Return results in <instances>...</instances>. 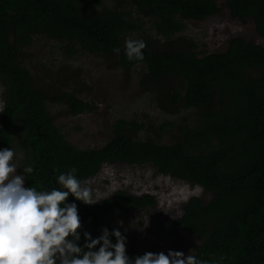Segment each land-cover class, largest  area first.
Here are the masks:
<instances>
[{
  "label": "trees",
  "instance_id": "obj_1",
  "mask_svg": "<svg viewBox=\"0 0 264 264\" xmlns=\"http://www.w3.org/2000/svg\"><path fill=\"white\" fill-rule=\"evenodd\" d=\"M220 1L264 40V0ZM220 10L217 0H0V149L16 153L18 175L33 167L25 187L60 188L58 176L73 167L88 181L104 165L150 164L210 195L207 202L188 199L173 223L197 241L190 255L205 264H264V46L234 37L223 51L201 54L182 35L185 22H203ZM142 20L159 40L138 35L146 43L144 60H130L125 41L142 30ZM35 37L56 42L68 60L91 55L114 58L125 72L142 67L139 84L159 108L172 115L185 109L192 120L163 123L160 128L176 133L168 144L140 139L143 124L118 120L101 148H75L55 127L48 105L64 106L71 117L93 107L73 94L51 96L34 87L19 52ZM68 202L77 203L82 231L94 238L115 229L103 222L107 216L153 206L150 196L122 191L92 206L71 196Z\"/></svg>",
  "mask_w": 264,
  "mask_h": 264
},
{
  "label": "rangeland",
  "instance_id": "obj_2",
  "mask_svg": "<svg viewBox=\"0 0 264 264\" xmlns=\"http://www.w3.org/2000/svg\"><path fill=\"white\" fill-rule=\"evenodd\" d=\"M217 4L221 8L218 15L203 22H185L182 35L196 44L198 52H221L226 48V42L234 37L264 46V40L257 36L251 21L232 19L220 0ZM141 23L142 30L133 32L131 37L136 39L141 33L153 37L148 21ZM19 62L30 73L34 87L47 95L70 93L92 105L93 111L76 117L68 116L64 106L48 105L55 127L77 149L101 148L111 138L112 125L118 120H135L143 124L140 139L151 136L166 144L173 141L176 133L171 127L160 128L163 123H178L181 118L192 120V113L185 109L172 115L169 110L159 108L155 97L139 84L142 67L125 72L116 66L114 58L91 55H77L68 60L62 56L56 42L43 37H35L31 47L19 52ZM2 99L0 86V110ZM14 159L17 164V157ZM85 186L92 188L96 201L117 191L153 199L152 207L135 212L121 211L103 219L106 225L118 228L126 235V249L137 256L148 252L167 254L169 250L188 255L197 244L193 236L173 223L188 199L209 200L210 195L200 187L163 176L150 164L104 165Z\"/></svg>",
  "mask_w": 264,
  "mask_h": 264
},
{
  "label": "clouds",
  "instance_id": "obj_3",
  "mask_svg": "<svg viewBox=\"0 0 264 264\" xmlns=\"http://www.w3.org/2000/svg\"><path fill=\"white\" fill-rule=\"evenodd\" d=\"M145 48L143 40L125 41L130 60L143 61ZM15 156L11 148L0 149V264H205L173 250L129 257L126 235L118 228H104L94 238L82 231L77 203L68 202L71 196L87 206L97 204L92 188L85 186L88 181L77 177V169L58 176L60 188L38 191L25 187L33 167L18 175Z\"/></svg>",
  "mask_w": 264,
  "mask_h": 264
}]
</instances>
